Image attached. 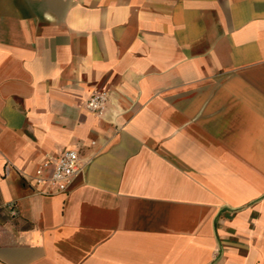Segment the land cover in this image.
<instances>
[{"label": "crops", "instance_id": "0c3cea01", "mask_svg": "<svg viewBox=\"0 0 264 264\" xmlns=\"http://www.w3.org/2000/svg\"><path fill=\"white\" fill-rule=\"evenodd\" d=\"M0 264H264V0H0Z\"/></svg>", "mask_w": 264, "mask_h": 264}, {"label": "built area", "instance_id": "2783aa9c", "mask_svg": "<svg viewBox=\"0 0 264 264\" xmlns=\"http://www.w3.org/2000/svg\"><path fill=\"white\" fill-rule=\"evenodd\" d=\"M106 103L107 95L104 92H96L88 98L86 108L91 112L102 114ZM85 166L86 162L80 158L77 150L66 148L58 156L46 157L28 180L44 194L65 193L72 179L82 172ZM6 207L12 216L17 215L18 209L14 203L7 204Z\"/></svg>", "mask_w": 264, "mask_h": 264}]
</instances>
